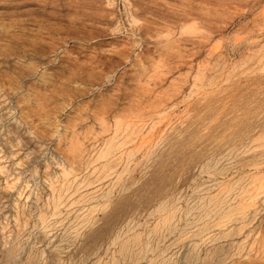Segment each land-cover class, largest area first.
I'll use <instances>...</instances> for the list:
<instances>
[{
  "label": "rangeland",
  "instance_id": "1",
  "mask_svg": "<svg viewBox=\"0 0 264 264\" xmlns=\"http://www.w3.org/2000/svg\"><path fill=\"white\" fill-rule=\"evenodd\" d=\"M0 264H264V0H0Z\"/></svg>",
  "mask_w": 264,
  "mask_h": 264
}]
</instances>
